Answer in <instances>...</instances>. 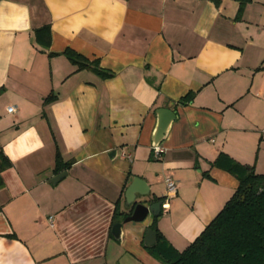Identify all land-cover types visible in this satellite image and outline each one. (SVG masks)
Here are the masks:
<instances>
[{"label": "crops", "instance_id": "1", "mask_svg": "<svg viewBox=\"0 0 264 264\" xmlns=\"http://www.w3.org/2000/svg\"><path fill=\"white\" fill-rule=\"evenodd\" d=\"M239 8L0 0V151L12 162L0 188V264H162L145 246L146 220L124 222L134 178L151 201L168 200L151 225L183 251L238 186L214 165L221 153L264 174V0L240 17ZM44 26L48 48L35 39ZM67 49L113 76L78 69ZM160 108L177 117L156 156Z\"/></svg>", "mask_w": 264, "mask_h": 264}, {"label": "trees", "instance_id": "2", "mask_svg": "<svg viewBox=\"0 0 264 264\" xmlns=\"http://www.w3.org/2000/svg\"><path fill=\"white\" fill-rule=\"evenodd\" d=\"M240 2L239 17L250 0ZM36 42L48 48L51 42L49 26L35 31ZM65 55L78 66V69L91 68L102 78L113 76L112 72L100 69L83 55L67 49ZM188 94L180 99L186 104L193 99ZM54 100L46 98L45 103ZM62 162L60 153L56 163ZM215 166L233 175L238 186L223 209L205 227L199 236L183 251L174 248L158 231L157 244L147 249L162 264H264V174L257 173L254 166L242 164L221 153ZM12 166L11 160L0 151V188L4 187L3 172ZM161 201V198H156ZM131 213L125 214L126 216ZM157 219V218H156Z\"/></svg>", "mask_w": 264, "mask_h": 264}, {"label": "water", "instance_id": "3", "mask_svg": "<svg viewBox=\"0 0 264 264\" xmlns=\"http://www.w3.org/2000/svg\"><path fill=\"white\" fill-rule=\"evenodd\" d=\"M158 124L155 133L154 146H160L165 139L166 134L175 121L177 114L170 108H160L157 111ZM66 176V173L60 174L51 180L52 184H56L59 180ZM150 187L144 179L136 177L128 186L126 191L127 203L133 207L132 214L125 218L124 222H142L152 215L155 218H160L163 201H151L149 203L139 200V198L148 197ZM123 224L116 223L112 228V234L115 239L120 240L123 234ZM145 246L151 248L157 244V231L148 228L145 233Z\"/></svg>", "mask_w": 264, "mask_h": 264}, {"label": "built area", "instance_id": "4", "mask_svg": "<svg viewBox=\"0 0 264 264\" xmlns=\"http://www.w3.org/2000/svg\"><path fill=\"white\" fill-rule=\"evenodd\" d=\"M10 110H12V108ZM153 152L156 156H160L164 152V149L161 148L160 146H154ZM166 184H167V190H168L167 191V199H170L171 197H173L176 194L177 185H176L175 181L169 176L166 178ZM167 201L168 200L163 202V206H162L163 208L168 207Z\"/></svg>", "mask_w": 264, "mask_h": 264}, {"label": "rangeland", "instance_id": "5", "mask_svg": "<svg viewBox=\"0 0 264 264\" xmlns=\"http://www.w3.org/2000/svg\"><path fill=\"white\" fill-rule=\"evenodd\" d=\"M141 199V201H145L147 203H149V200L151 199L149 196L145 197V198H139V200ZM155 217H153L152 215H149L148 218L146 219V221H144L145 223H147V225L150 227L152 226V222L154 221ZM125 220V219H124ZM150 253V251H149ZM151 255V253H150ZM152 256V255H151ZM153 257V256H152ZM161 263V262H160Z\"/></svg>", "mask_w": 264, "mask_h": 264}]
</instances>
